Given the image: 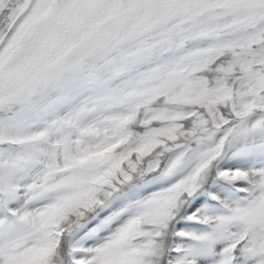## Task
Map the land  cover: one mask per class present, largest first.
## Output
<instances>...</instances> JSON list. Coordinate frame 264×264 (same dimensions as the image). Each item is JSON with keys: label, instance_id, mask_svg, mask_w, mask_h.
<instances>
[{"label": "snow or ice", "instance_id": "obj_1", "mask_svg": "<svg viewBox=\"0 0 264 264\" xmlns=\"http://www.w3.org/2000/svg\"><path fill=\"white\" fill-rule=\"evenodd\" d=\"M0 264H264V0H0Z\"/></svg>", "mask_w": 264, "mask_h": 264}]
</instances>
